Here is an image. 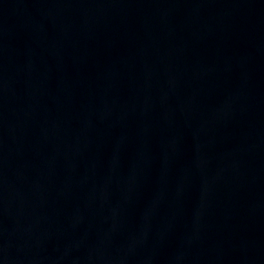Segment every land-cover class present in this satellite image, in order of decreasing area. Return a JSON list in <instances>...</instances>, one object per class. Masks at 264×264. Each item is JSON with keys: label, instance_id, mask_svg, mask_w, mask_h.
<instances>
[{"label": "water", "instance_id": "water-1", "mask_svg": "<svg viewBox=\"0 0 264 264\" xmlns=\"http://www.w3.org/2000/svg\"><path fill=\"white\" fill-rule=\"evenodd\" d=\"M0 264H264V0H0Z\"/></svg>", "mask_w": 264, "mask_h": 264}]
</instances>
